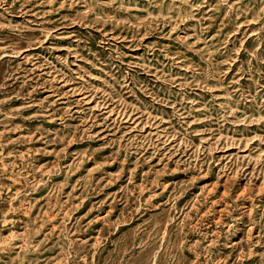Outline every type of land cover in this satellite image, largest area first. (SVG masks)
<instances>
[{"label": "rangeland", "instance_id": "rangeland-1", "mask_svg": "<svg viewBox=\"0 0 264 264\" xmlns=\"http://www.w3.org/2000/svg\"><path fill=\"white\" fill-rule=\"evenodd\" d=\"M0 264H264V0H0Z\"/></svg>", "mask_w": 264, "mask_h": 264}]
</instances>
